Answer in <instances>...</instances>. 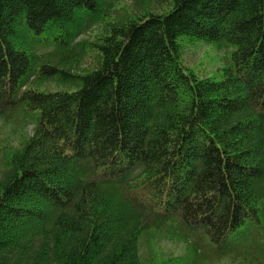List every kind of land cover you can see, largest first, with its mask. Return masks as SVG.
Masks as SVG:
<instances>
[{"label":"trees","instance_id":"obj_1","mask_svg":"<svg viewBox=\"0 0 264 264\" xmlns=\"http://www.w3.org/2000/svg\"><path fill=\"white\" fill-rule=\"evenodd\" d=\"M122 1L0 0V126L32 127L4 150L0 264H203L201 242L264 264V0ZM197 41L227 55L212 76L181 61Z\"/></svg>","mask_w":264,"mask_h":264},{"label":"rangeland","instance_id":"obj_2","mask_svg":"<svg viewBox=\"0 0 264 264\" xmlns=\"http://www.w3.org/2000/svg\"><path fill=\"white\" fill-rule=\"evenodd\" d=\"M146 4L150 5L153 8H168L169 5L166 3L167 0H144ZM135 1L133 0H123L118 9L117 14H122L128 9H132V5H134ZM136 9H133V11ZM103 29L102 26L96 25L93 29L89 30L84 36L79 35L76 39L81 40L85 39L88 41L93 39L95 35H97ZM76 40V41H77ZM78 43V42H76ZM181 55L184 64L192 68L199 76H212L214 75V71L224 65V52L220 50L215 45L209 44L207 42L199 41L193 44H189L181 50ZM97 57L90 53L84 59L82 67L85 69H91L98 65ZM51 88H56L51 85ZM32 127H28L26 129L14 128L13 126L1 125L0 126V173L4 169V150L12 149L14 146L18 145V140L25 135L29 134ZM18 139V140H17ZM14 226V225H13ZM12 224L4 225L3 229L0 228L1 231H5L6 233H10L15 227ZM158 250L164 251L166 256H182L185 255V247L182 243L172 241L167 239L166 237H160L158 242ZM155 252V251H153ZM186 258H179L180 261H184ZM203 264H244L242 261L238 259L235 260L233 258H216L209 257L207 258Z\"/></svg>","mask_w":264,"mask_h":264}]
</instances>
